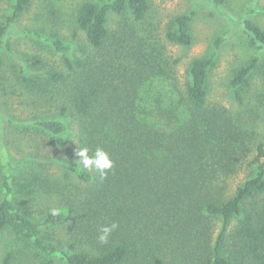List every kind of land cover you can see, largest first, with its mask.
Returning a JSON list of instances; mask_svg holds the SVG:
<instances>
[{
	"label": "trees",
	"instance_id": "1",
	"mask_svg": "<svg viewBox=\"0 0 264 264\" xmlns=\"http://www.w3.org/2000/svg\"><path fill=\"white\" fill-rule=\"evenodd\" d=\"M152 18L150 0L69 12L61 0H0V103L25 108L22 132L59 151L64 170L0 154V264H264V58L233 70L227 107L211 98L215 55L193 59L184 81L165 56L194 45L192 18H171L160 37ZM243 26L262 54L264 29ZM80 147L108 153L103 179L79 164Z\"/></svg>",
	"mask_w": 264,
	"mask_h": 264
},
{
	"label": "rangeland",
	"instance_id": "2",
	"mask_svg": "<svg viewBox=\"0 0 264 264\" xmlns=\"http://www.w3.org/2000/svg\"><path fill=\"white\" fill-rule=\"evenodd\" d=\"M82 1L84 0H61V5L69 12ZM150 3L154 22L159 27L158 37L171 18L177 15H188L192 18L194 45L189 49L169 47V53L165 56L170 54L174 60H180L177 73L180 80L184 81L193 59L215 55L216 62L210 79L211 98L213 102L230 107L233 100L228 84L233 70L249 57L264 58V51L261 54L253 48L243 30L245 19L253 20L264 29V0H229L226 5H219L215 0H150ZM23 24L26 27L31 21L26 19ZM221 38L224 40L217 46ZM18 50L32 51L25 39H21ZM20 59L18 57L14 61ZM3 103H0V154L6 151L11 162L18 168L39 157L41 161L50 163L55 172L64 173L60 169L62 164L58 159L59 151L48 147L39 137L27 136L22 132L19 121L27 117L25 108L19 102H13L11 106ZM37 198L41 208H58L60 198L57 196L42 197L37 194ZM35 203L37 204V200ZM59 233L63 236L62 231L59 230ZM7 243V236L0 235V256Z\"/></svg>",
	"mask_w": 264,
	"mask_h": 264
},
{
	"label": "clouds",
	"instance_id": "3",
	"mask_svg": "<svg viewBox=\"0 0 264 264\" xmlns=\"http://www.w3.org/2000/svg\"><path fill=\"white\" fill-rule=\"evenodd\" d=\"M90 149L87 147H80L76 152L77 161L85 169H90L95 171L98 176L103 179L107 175V171L113 166V162L110 159L107 152L102 148L97 147L91 155ZM118 225L116 223L101 225L98 229L99 235L97 240L101 245H107L109 243V238L114 230H116Z\"/></svg>",
	"mask_w": 264,
	"mask_h": 264
}]
</instances>
